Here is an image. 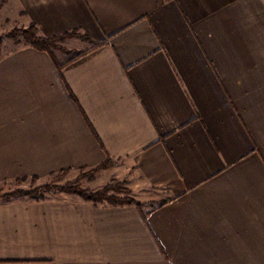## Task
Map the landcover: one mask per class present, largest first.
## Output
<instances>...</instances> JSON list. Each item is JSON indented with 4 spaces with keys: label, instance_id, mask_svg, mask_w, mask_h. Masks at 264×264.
Wrapping results in <instances>:
<instances>
[{
    "label": "crops",
    "instance_id": "0c3cea01",
    "mask_svg": "<svg viewBox=\"0 0 264 264\" xmlns=\"http://www.w3.org/2000/svg\"><path fill=\"white\" fill-rule=\"evenodd\" d=\"M7 1L2 19L93 43L62 71L3 53L0 186L110 158L102 176L168 197L0 199V264H264V0Z\"/></svg>",
    "mask_w": 264,
    "mask_h": 264
},
{
    "label": "rangeland",
    "instance_id": "374dc122",
    "mask_svg": "<svg viewBox=\"0 0 264 264\" xmlns=\"http://www.w3.org/2000/svg\"><path fill=\"white\" fill-rule=\"evenodd\" d=\"M7 3L8 1L5 0L0 10V50L2 55L6 50L17 49L24 45H27L22 35L18 34L20 33V31L29 29L31 27L30 25L21 26L20 24H18V22L2 19L1 13L2 11H4ZM75 40L83 41L78 37L67 38L62 41H58L57 46L58 48H62L67 52H76L78 51V49H82V47L80 46V43ZM55 52L58 56H63V60L69 59V56L66 54V52H62L59 49H56ZM112 162L115 164L113 167H115L117 162ZM102 171L104 170L96 171V168L89 170L69 171L59 173L45 180L28 179L7 183L0 186V199L11 196L12 200L14 198H19L17 196L19 195V192H23L26 194L35 190H40L38 195L22 196L20 198H29L32 200H54L59 197H65L67 195L78 196L76 194H70L62 191L67 187H80L82 190L93 194L102 192L106 188H113L109 189V191L107 192L109 196L132 198L138 205H140V207H142L144 210H148L157 207L162 203V201H160L161 199L168 197V193H166L161 188L152 187L151 189L148 188L145 192H135L129 187L126 181L118 180L116 178L110 179L109 177H104L101 175ZM46 186H49L51 190L42 191L41 189ZM117 189L122 190L123 192H118ZM125 190L129 191V193L124 192Z\"/></svg>",
    "mask_w": 264,
    "mask_h": 264
},
{
    "label": "trees",
    "instance_id": "16d2710c",
    "mask_svg": "<svg viewBox=\"0 0 264 264\" xmlns=\"http://www.w3.org/2000/svg\"><path fill=\"white\" fill-rule=\"evenodd\" d=\"M4 2H5V0H0V10H1V7H2ZM18 35H22L23 39L25 40V42L27 43L28 46H30V47L38 50V51L46 52V53L50 54L52 57L55 56V54H56L55 50L56 49H59L62 52H66V54L69 56V59H67V62L65 64H61L57 59H55L56 66L60 69V71H62L66 65L76 61L78 58L85 55L87 53V51H76V52L70 51V52H67L62 48H58V46H57L58 41H62V40L67 39V38L78 37L87 43H90V44L93 43V42H91V40L87 36L82 35V34H78L75 32L65 34L63 36L53 37V38L40 37L38 35V28L35 25H31V27L29 29L20 31V33ZM1 57H2V54H1V50H0V60H1ZM114 165L115 164L112 162V160L110 158H108L102 165H100L98 168H96V171L109 169V168H112ZM109 189H113V188H106L104 191L97 192L94 194L89 193L87 191H84L80 187H67V188H64L62 191L70 193V194H76L80 198L84 199L85 201L92 202L95 205L103 204V203L107 202L109 205H112V206L137 205L138 207H140V205H138L136 203V201L132 198H128V197L127 198H120V197H116V196H109L107 194ZM41 190L42 191H50L51 188L49 186H46V187H43ZM39 191L40 190H35V191H32L30 193H26V194L23 192H19L18 193L19 195H17V196L18 197L35 196V195H38ZM117 191L123 192L122 190H118V189H117ZM124 192L129 193V191H127V190H125ZM3 200H6V201L11 200V196H8V197L4 198Z\"/></svg>",
    "mask_w": 264,
    "mask_h": 264
}]
</instances>
